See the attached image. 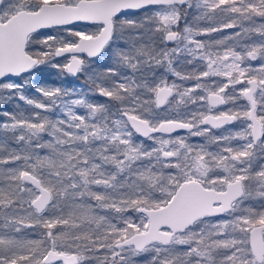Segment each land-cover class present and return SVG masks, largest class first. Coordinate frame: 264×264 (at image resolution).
Listing matches in <instances>:
<instances>
[{
    "label": "snow or ice",
    "instance_id": "obj_1",
    "mask_svg": "<svg viewBox=\"0 0 264 264\" xmlns=\"http://www.w3.org/2000/svg\"><path fill=\"white\" fill-rule=\"evenodd\" d=\"M0 103V264H264V0H0Z\"/></svg>",
    "mask_w": 264,
    "mask_h": 264
},
{
    "label": "trees",
    "instance_id": "obj_2",
    "mask_svg": "<svg viewBox=\"0 0 264 264\" xmlns=\"http://www.w3.org/2000/svg\"><path fill=\"white\" fill-rule=\"evenodd\" d=\"M69 27H71V26H69ZM42 31L47 32V29L46 30H42ZM227 31L228 32H231L232 30H227ZM58 59L61 61V63L64 62V58L63 57L58 58ZM43 78H45L49 82L55 83V84H60L63 81L69 87L72 86V84H73V80L71 78H69L67 75L58 76L56 69H51V68L47 69L46 72L43 74ZM74 79H76L78 81H81V82L83 81L85 83V78L84 77H80L79 79L76 78V77H74ZM189 83L192 84L193 82L190 81ZM93 99H96V100L99 101L102 98L93 97ZM241 103H244V102L241 101ZM13 107H14V105H12V104L0 103V110H3V109H12ZM181 134H184V133H181ZM194 139H198V138H194Z\"/></svg>",
    "mask_w": 264,
    "mask_h": 264
},
{
    "label": "rangeland",
    "instance_id": "obj_3",
    "mask_svg": "<svg viewBox=\"0 0 264 264\" xmlns=\"http://www.w3.org/2000/svg\"><path fill=\"white\" fill-rule=\"evenodd\" d=\"M49 31H51V30H47V32H49ZM69 78H71L72 80H73V84H72V86H75V87H80V86H83L85 83L82 81H78V80H76V79H74V77H72V76H68ZM217 79H219V78H217ZM190 82V81H189ZM189 82H187L189 85H190V83ZM193 83L192 84H194L195 83V81H192ZM72 86H70V87H72ZM241 103V102H240Z\"/></svg>",
    "mask_w": 264,
    "mask_h": 264
},
{
    "label": "water",
    "instance_id": "obj_4",
    "mask_svg": "<svg viewBox=\"0 0 264 264\" xmlns=\"http://www.w3.org/2000/svg\"><path fill=\"white\" fill-rule=\"evenodd\" d=\"M66 55H68V54H66ZM15 79V78H14ZM180 133H183V130H181V132Z\"/></svg>",
    "mask_w": 264,
    "mask_h": 264
},
{
    "label": "flooded vegetation",
    "instance_id": "obj_5",
    "mask_svg": "<svg viewBox=\"0 0 264 264\" xmlns=\"http://www.w3.org/2000/svg\"><path fill=\"white\" fill-rule=\"evenodd\" d=\"M229 127H231V126H229Z\"/></svg>",
    "mask_w": 264,
    "mask_h": 264
}]
</instances>
